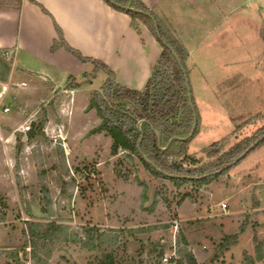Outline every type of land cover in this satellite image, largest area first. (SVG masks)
Returning <instances> with one entry per match:
<instances>
[{
    "label": "rangeland",
    "instance_id": "rangeland-1",
    "mask_svg": "<svg viewBox=\"0 0 264 264\" xmlns=\"http://www.w3.org/2000/svg\"><path fill=\"white\" fill-rule=\"evenodd\" d=\"M240 2L213 40L186 42L199 116L188 154L204 164L214 160L211 150L222 149V156L264 129V0ZM22 62L15 69L13 55L0 53V105L10 108L0 114V264H38L27 221L69 225L81 239L88 225L120 237V245L110 237L95 242L102 251L57 243L48 264H97L112 250L118 264H171L183 240L199 264H264V146L208 184L179 189L150 175L136 158L126 160V152L112 156V139L92 134L101 121L87 108L103 74L72 93V76L50 70L52 83L24 71ZM234 235L238 243L220 254L222 240ZM158 246L165 248L162 260L154 254Z\"/></svg>",
    "mask_w": 264,
    "mask_h": 264
},
{
    "label": "trees",
    "instance_id": "trees-1",
    "mask_svg": "<svg viewBox=\"0 0 264 264\" xmlns=\"http://www.w3.org/2000/svg\"><path fill=\"white\" fill-rule=\"evenodd\" d=\"M23 1L7 0L5 6L20 9ZM102 1L115 11L129 16L132 20L133 29L138 33H140L141 25L146 26L163 49L161 58L145 90L136 91L120 85L114 72L102 62L85 58L80 52L71 48L65 41L62 30L55 23L59 39L55 42L53 51L65 49L82 64H92L94 66V72L91 75L84 74L81 82L77 83L75 79L71 78L67 89L77 90L91 85L98 73L107 75V80L100 91L91 97L87 111L95 110L97 112L101 123L92 131V134L105 133L106 136L112 139V156L116 157L120 152H126V160L131 162L136 158L150 175L155 178L170 180L180 189L186 184L196 186L208 184L211 180H215L219 175L225 173L229 169L227 167L237 161L243 154L250 151L249 155L255 149L264 146L263 129L252 137L245 138L222 156H220L222 149L211 150L208 153V156L214 159L211 163L204 164L196 157L189 155L188 145L199 131V116L194 100V109L192 107L186 83V75L189 77L186 67L189 52L172 35L159 17L141 0ZM32 3L50 16L43 6L34 1ZM170 47L178 54L186 70L185 72L174 57ZM0 53L6 56L7 52L0 51ZM196 117L198 126L193 137L185 141L176 140L168 149L162 150L174 138L189 137L193 131ZM141 121H146V123L141 126L140 130L138 124ZM151 127L159 132L160 139ZM41 131L39 134L42 135L43 132L41 133ZM35 133H37L36 130L31 129L28 132V138L34 139L36 137ZM142 134L143 140L141 141ZM257 141H260L259 145L251 150V147ZM220 171L222 172L219 173ZM71 229L69 225L57 222L42 224L27 221L26 233L30 236L32 254L36 262L38 264H48L52 248L57 243L63 244L62 249L64 246L67 248L71 244H79L81 245L80 248L88 251H102V247L95 246V242L100 245L102 239L107 237H110L114 245L121 244L119 235H112V233L108 236L106 233H101L100 229L90 227V225L83 228L84 238L82 239L77 231ZM244 231L245 226L241 229L242 233ZM238 240L239 235L225 237L219 245V253L228 251L238 243ZM127 241L128 239L125 240L126 243ZM184 243L185 245L182 248L178 247L177 256L175 259H171L170 263L199 264L194 253L188 250L185 240H183ZM104 252L101 253V259L96 258L97 264H118L119 256L115 250L110 253ZM154 254L162 260L165 256V248L159 247ZM218 254L214 259L218 257ZM262 259V252H258L257 261L260 262ZM254 262L255 260H251L249 264H254Z\"/></svg>",
    "mask_w": 264,
    "mask_h": 264
},
{
    "label": "crops",
    "instance_id": "crops-1",
    "mask_svg": "<svg viewBox=\"0 0 264 264\" xmlns=\"http://www.w3.org/2000/svg\"><path fill=\"white\" fill-rule=\"evenodd\" d=\"M32 1L43 6L50 16ZM141 1L186 49V42L213 40L215 31L220 32L226 19L235 16L242 7L241 0ZM55 23L71 48L109 67L120 85L138 91L146 88L162 47L146 26L141 25L138 33L129 16L102 0H24L20 9L0 8V51L13 55V68L25 61L22 63L26 70H22L51 77L52 83L54 76L50 70L62 71L72 78L91 75L92 64H82L65 49L53 51L59 39ZM224 34L223 31L218 36ZM29 63L38 70L29 68ZM99 74L107 80L105 73L96 77Z\"/></svg>",
    "mask_w": 264,
    "mask_h": 264
},
{
    "label": "water",
    "instance_id": "water-1",
    "mask_svg": "<svg viewBox=\"0 0 264 264\" xmlns=\"http://www.w3.org/2000/svg\"><path fill=\"white\" fill-rule=\"evenodd\" d=\"M170 50L172 51L174 57L177 59L178 63L180 64V66H181V68H182V70L185 72L186 70H185V68H184V66H183V64H182V62H181V60H180L178 54H177V53L175 52V50H173L171 47H170ZM186 83H187V88H188V92H189V96H190L191 104H192V107H193V98H192L191 88H190V84H189V77H188L187 75H186ZM193 109H194V107H193ZM144 123H146V121H141V122H139V124H138V128H139L140 130H141V126H142ZM197 126H198V123H197V117H196V119H195V123H194V126H193V131H192V133H191V135H190L189 137H187V138H181V137L174 138V139H172V140L169 142V144L167 145V147L162 148V150H166V149H168V148L171 146V144H172L174 141H176V140H177V141H185V140H188V139H190L191 137H193V135L195 134V131H196V129H197ZM151 128L154 130L153 127H151ZM154 131H155V130H154ZM155 132H156L158 138L160 139V134H159V132H157V131H155ZM142 140H143V134H142V139H141V141H142ZM141 141H140V142H141ZM259 143H260V141H257V142L251 147V150L255 149V148L259 145ZM249 152H250V151H248V152H246L245 154H243L239 159H237V161H235L232 165H230V166L227 167V168H231V167L235 166L238 162L242 161V160L248 155ZM221 172H222V171H220L219 173H221Z\"/></svg>",
    "mask_w": 264,
    "mask_h": 264
},
{
    "label": "built area",
    "instance_id": "built-area-1",
    "mask_svg": "<svg viewBox=\"0 0 264 264\" xmlns=\"http://www.w3.org/2000/svg\"><path fill=\"white\" fill-rule=\"evenodd\" d=\"M1 112L7 114V113L10 112V108H8V107H2V106L0 105V114H1ZM224 208H226L225 205H224ZM164 261H165V262H168V259L165 258Z\"/></svg>",
    "mask_w": 264,
    "mask_h": 264
}]
</instances>
